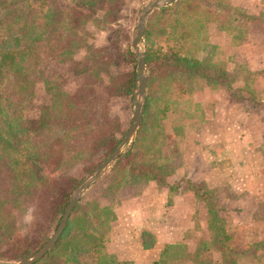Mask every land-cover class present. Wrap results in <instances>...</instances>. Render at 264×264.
<instances>
[{
  "label": "trees",
  "instance_id": "1",
  "mask_svg": "<svg viewBox=\"0 0 264 264\" xmlns=\"http://www.w3.org/2000/svg\"><path fill=\"white\" fill-rule=\"evenodd\" d=\"M264 4V0H261ZM125 0H0V259L18 260L36 251L49 237L44 224L53 221L52 208L63 212L70 195L66 179L78 170L99 166L118 144L121 117L109 110L112 98L131 99L135 89L134 56L120 43L93 46L83 28L92 22L104 31L117 23ZM210 23L232 34L238 45L246 29L264 26V9L257 13L230 0H176L156 9L149 17L144 39L149 69L147 103L133 147L121 155L107 172L110 180L100 190V200L80 199L54 246L34 264H133L105 252L120 193L129 186L141 187L151 180L167 184L179 166L172 156H163L160 121L168 102L165 86L202 80L211 90L231 93L254 90L246 82L252 71L236 63L229 72L215 59L216 45L204 40L201 57H187L181 47L188 34L200 36ZM244 28V29H243ZM164 31L168 55L152 52L154 36ZM46 44L49 64L72 62L70 76L57 71L43 75L35 63L39 43ZM84 60L75 61L79 51ZM42 79L49 103L41 104L36 121L28 112L36 100V83ZM242 81L239 89L233 86ZM198 107V103H195ZM48 166L55 175L38 174ZM169 198L184 189L203 201L208 214L206 233L195 240V250L186 242L167 244L153 264H238L241 250L229 245L219 190L189 178L169 184ZM29 212V214H28ZM195 230H199L198 223ZM144 235V233H143ZM153 240H144L147 248ZM222 261L213 258V251Z\"/></svg>",
  "mask_w": 264,
  "mask_h": 264
},
{
  "label": "crops",
  "instance_id": "2",
  "mask_svg": "<svg viewBox=\"0 0 264 264\" xmlns=\"http://www.w3.org/2000/svg\"><path fill=\"white\" fill-rule=\"evenodd\" d=\"M262 42L233 45L224 39L223 44L238 63L245 62L255 71L264 70ZM251 88L260 96L257 102L248 100L249 94L241 102L227 90L209 88L207 116L179 154V166L167 177V184L151 180L119 202L105 252L133 264H153L167 244L186 242L194 251L195 240L207 230L205 204L186 189L169 198L168 188L189 178L219 190L229 245L243 251L237 263L264 264V72L254 73ZM144 240L153 243L145 248ZM213 258L221 262V252L213 251Z\"/></svg>",
  "mask_w": 264,
  "mask_h": 264
},
{
  "label": "rangeland",
  "instance_id": "3",
  "mask_svg": "<svg viewBox=\"0 0 264 264\" xmlns=\"http://www.w3.org/2000/svg\"><path fill=\"white\" fill-rule=\"evenodd\" d=\"M148 1L149 0H125L124 5L122 6L119 21L113 25L108 26V28L104 31L96 30L93 27L92 22H88L83 28V33L85 34L87 42L93 46L110 45L116 43L114 42V37L118 35L120 37V43L128 45V48L130 49L132 31L136 24L138 11ZM230 3H232L233 5L244 7L246 9H250V11L254 13H257L259 10L264 8V4H262L261 0H230ZM255 27L256 26L248 28V30L246 29V36H244L241 42L244 40L253 42L254 40L255 43L258 42V45L263 43L262 41H264V26H259L258 28ZM55 36L56 33H52L49 37H47V39L37 45L35 51V63L41 67L44 76L49 77L50 75L55 74L57 71L70 76L69 74H71L73 67L72 62L61 64L58 67L49 64L46 54V44L48 41L55 38ZM224 39L232 41V34L230 32L219 29L215 23H210L207 26V30L204 34L198 36L197 34L191 33L185 37V40L183 41L181 47V53L187 57H201L204 54V51H202V49L205 40L210 44L216 45V51L214 54L216 61L220 64L225 65L228 71L232 72L233 70H235V66L238 61L237 59H235V54L232 52V50L225 44H223ZM144 43L146 50L147 44L145 42V39ZM151 49L153 53H157L160 55L169 54L170 50L164 31L160 30V33L154 36V44L152 45ZM74 60H84L83 52L81 50L75 56ZM239 63L248 67L245 62ZM263 72L264 70H259L256 73L262 74ZM253 77L254 74H249V80L246 82L249 87L253 85ZM242 83L243 82L238 81L235 82L233 86L239 87L240 85H242ZM209 90L210 89L202 80H198L195 82L181 81L178 83H174L171 86H165L164 98L168 102L169 106L165 112V117L159 123L160 130L163 132V143L161 146V154L163 156H172L173 158L177 159L179 157V154H181L183 150H185L188 144L187 142H189L193 132L198 129L196 128V126L205 121V116H207V111L209 110V107H207L210 100ZM242 92L243 91H236L234 93H230L233 95V97L241 100L243 98V95H248L246 91V93ZM254 93L255 96L254 98H251V101L257 102L260 96L259 94H256L257 92ZM49 101L50 97L44 90L42 79H38L36 83V100L28 112V116L32 122L36 121L38 118L40 105L49 103ZM251 101H248L249 105ZM241 102L244 101L241 100ZM195 103H198V107ZM132 109V99L112 98L109 103L110 112L113 114H118L121 117L120 119L122 128L119 137L123 135V133L129 126L130 118L132 116ZM91 171H76L71 175L69 179L65 180L63 189L69 190V192L71 193L75 185ZM36 172L38 174L48 175L57 174L56 171H53L48 166L37 167ZM107 172L98 181L88 187L82 198H96L100 200V190L111 178L110 174H108ZM139 186L140 185L129 186L128 188L123 189V191L119 194L120 200L125 197L134 195ZM51 213H53L54 215L53 221L44 224L43 226V229L45 228V231L49 234V236L53 233L62 214L59 210H55L54 208H52ZM82 264H93V262L89 258L85 257L82 259Z\"/></svg>",
  "mask_w": 264,
  "mask_h": 264
},
{
  "label": "water",
  "instance_id": "4",
  "mask_svg": "<svg viewBox=\"0 0 264 264\" xmlns=\"http://www.w3.org/2000/svg\"><path fill=\"white\" fill-rule=\"evenodd\" d=\"M174 1L176 0H149L138 11L136 24L132 31L131 45L129 49L135 60V89L131 98L133 104L132 116L130 118L129 126L120 137L118 144L98 167L83 177L72 189L70 196L63 208L59 222L49 238L33 253L23 256L18 260L9 261L0 259V264H34L40 260L59 239L67 225L68 219L74 207L82 198L88 187L98 181L112 167V165L121 155L133 147L143 119L148 96L147 83L149 70L146 61V50L144 43V34L147 27V22L150 15L156 9L170 6L174 3Z\"/></svg>",
  "mask_w": 264,
  "mask_h": 264
}]
</instances>
